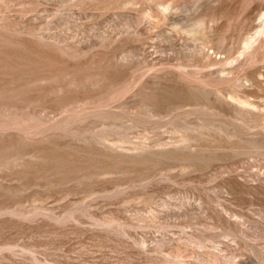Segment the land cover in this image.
I'll list each match as a JSON object with an SVG mask.
<instances>
[{"label":"rangeland","instance_id":"374dc122","mask_svg":"<svg viewBox=\"0 0 264 264\" xmlns=\"http://www.w3.org/2000/svg\"><path fill=\"white\" fill-rule=\"evenodd\" d=\"M0 264H264V0H0Z\"/></svg>","mask_w":264,"mask_h":264}]
</instances>
